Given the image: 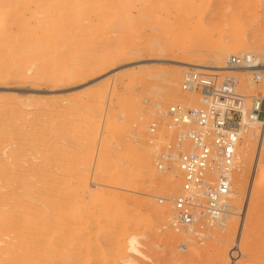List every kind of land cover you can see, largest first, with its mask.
Instances as JSON below:
<instances>
[{
  "label": "rangeland",
  "instance_id": "obj_1",
  "mask_svg": "<svg viewBox=\"0 0 264 264\" xmlns=\"http://www.w3.org/2000/svg\"><path fill=\"white\" fill-rule=\"evenodd\" d=\"M111 1L0 0V15L12 11L0 21V264H264V185L248 179L264 167L263 125L249 128L250 171H239L244 134L237 148L234 215L202 237L171 227V202L158 197L180 192L179 171L158 173L147 143L169 105L198 104L178 62H205L222 36L246 35L251 48L234 54L264 63L262 0ZM236 76L243 93L264 88Z\"/></svg>",
  "mask_w": 264,
  "mask_h": 264
},
{
  "label": "built area",
  "instance_id": "obj_2",
  "mask_svg": "<svg viewBox=\"0 0 264 264\" xmlns=\"http://www.w3.org/2000/svg\"><path fill=\"white\" fill-rule=\"evenodd\" d=\"M237 73L256 85L264 81V65L249 52L229 55L219 70L187 68L180 87L196 95L198 104L173 103L163 126L157 117L148 123L147 143L157 172L179 171L180 192L172 199L158 197L160 204L171 202L175 231L202 237L207 224L224 216L237 148L250 128L246 122L254 117L264 122V88L241 92ZM258 128L264 143V126ZM260 150L258 161H264Z\"/></svg>",
  "mask_w": 264,
  "mask_h": 264
},
{
  "label": "bare ground",
  "instance_id": "obj_3",
  "mask_svg": "<svg viewBox=\"0 0 264 264\" xmlns=\"http://www.w3.org/2000/svg\"><path fill=\"white\" fill-rule=\"evenodd\" d=\"M110 2H112L111 0H109ZM108 2V1H107ZM116 2V1H115ZM122 3H123V1H122ZM251 3V4H250ZM249 4H250V8H252L253 7V3L252 2H250ZM115 4V3H114ZM261 4L263 5V8H264V0H262L261 1ZM248 6V5H247ZM107 7V6H106ZM115 7H117V6H115ZM115 7H113V8H115ZM104 8V7H103ZM118 8V7H117ZM106 10V9H105ZM249 10V9H248ZM107 11V10H106ZM10 12H12V11H10ZM10 12H8L7 11V13H3V14H1L0 15V21L1 22H6V21H9V20H7L8 18H9V15L11 14ZM9 13V14H8ZM112 14H114V15H116L117 14V12H116V10L114 9V12L112 13ZM120 16V15H119ZM119 20V19H118ZM102 23V22H101ZM116 27V26H115ZM122 27V26H121ZM246 36V35H245ZM244 36V37H245ZM224 37H226V38H228L229 36H222V40L224 39ZM243 37V36H242ZM242 37H240L241 38V40H240V38L239 37H237V41H238V38H239V42H238V44H237V41H235V38H232V37H230L229 39H227V41H225L226 39H224L223 41L221 40V42H219V43H217L216 45H215V48H214V50H212L209 54H208V58L206 59L207 61H205V62H194V63H192V62H178L179 63V66L181 67V68H183L184 70H186L187 68H189V67H192V68H195V69H197V70H219V69H221L222 67H223V65L221 64L222 62H224L225 61V59L229 56V55H233L234 53H236V52H243L245 49H247V48H251L250 47V44L248 43V41L247 40H245V38L247 37H243L244 39H242ZM232 38V39H231ZM233 39H234V41H233ZM247 39V38H246ZM220 41V40H219ZM246 41H247V43L249 44H247L246 43ZM235 42V44H233ZM237 44V45H236ZM228 45V46H227ZM236 46V47H235ZM214 47V45L211 47V49ZM256 48L258 49V51L261 53V54H263L264 53V32H262V33H260L259 34V37L257 38V46H256ZM254 49H255V46H254ZM215 50H222V51H218V52H221V53H215ZM117 51H119V49H117L116 51H115V53L113 52L112 54L110 53L109 55H107L106 57H104L105 58V61H104V58L102 59L103 60V62H105V64L106 65H110L111 63H113L114 61H116V60H120L121 58L120 57H122L121 56V54H124V51L123 50H121L120 49V52H117ZM223 52H226V53H223ZM248 52L249 53H252L253 54V52L251 51V50H248ZM256 59L259 61V58H257L256 57ZM168 61H170V60H168ZM102 62V61H101ZM100 62V63H101ZM260 62V61H259ZM102 64V63H101ZM104 64V63H103ZM263 65H264V63H262ZM98 65H100L99 63H98ZM176 78H175V76H173L172 78H171V80H168V87L166 86V88H167V94L169 95H171L172 94V92L173 91H175V89H174V84H176ZM247 124H249V126H250V128H253L254 126H256V125H263L264 126V122H262L261 120H259V119H257V118H253V119H250V121H248V122H246ZM250 129L248 128L247 130H246V132L244 133V138H245V140L246 141H244L243 143H242V147H241V153H240V160H241V165L239 166V171H240V173H245L248 169V171H250V168H249V165H250V162L252 161V157H251V154H250V144H251V142L249 143V142H247V140H249L250 138H252L253 137V135L254 134H251L250 133ZM264 164V163H263ZM262 164V165H263ZM252 171V170H251ZM40 175H41V173H40ZM240 174H238V176H239ZM45 176V175H44ZM40 179V178H39ZM237 180H236V185L237 186H239V187H242V185H241V182H242V179H241V177L239 176L238 178H236ZM249 181H251V182H253V183H256V185H258V186H260V185H264V167H262V166H259L257 169H254L252 172H250V174H249ZM172 182V178H171V176L170 175H162V178H161V184L162 185H168L169 183H171ZM39 184V183H38ZM23 190H24V188H23ZM22 190V191H23ZM35 190V189H34ZM231 190L233 191V186L231 187ZM25 191V190H24ZM4 196V195H3ZM32 196H33V194H32ZM254 196V195H253ZM21 197V196H20ZM57 202H58V200H57ZM12 203V202H11ZM27 204V203H26ZM38 204V203H37ZM13 205V204H12ZM16 205V204H15ZM3 206V205H2ZM12 207V206H11ZM16 207H17V205H16ZM18 207H19V205H18ZM23 207V206H22ZM26 207H27V205H26ZM11 209V208H10ZM8 210V209H7ZM51 212L53 213V214H55V212L58 210L56 207H53V208H51ZM9 211V210H8ZM23 211H25V209H24V207H23ZM35 212V211H34ZM57 213H59V212H56V214ZM234 211H233V209H232V205H231V203H228V206H227V210H226V212H225V214H224V216L220 219V220H218L219 221V226L220 227H224V226H226V221H227V218L229 217V216H231V215H234ZM37 215V214H36ZM39 215V214H38ZM40 217V216H39ZM43 216H41L40 218H42ZM30 218V217H29ZM44 218V217H43ZM48 218V217H47ZM42 221V220H41ZM59 221V220H58ZM26 222V221H25ZM27 223H25V225H26ZM28 225V224H27ZM44 227V226H43ZM20 233H21V231H19ZM55 233H57L56 231H55ZM26 234V233H25ZM53 234H54V232H53ZM29 235V234H28ZM29 238H30V236H29ZM47 241V240H46ZM21 242V241H20ZM41 242V241H40ZM45 242V241H44ZM72 242V241H71ZM38 243H39V241H38ZM46 243V242H45ZM82 244V243H81ZM36 245V244H35ZM46 245H47V243H46ZM48 245H49V243H48ZM58 245V244H57ZM41 246H43V245H41ZM48 247V246H47ZM54 247V246H53ZM51 249H52V245H51ZM53 250V249H52ZM55 250H57L58 251V249H55ZM29 251V250H28ZM57 251H56V253H57ZM63 251V250H62ZM1 252V251H0ZM49 252V251H48ZM5 253V252H4ZM55 252H53V254H56ZM48 254V253H47ZM57 255H58V253H57ZM46 258V257H45ZM52 259H54V258H52ZM57 259V258H56ZM70 259V258H69ZM51 262H53V261H51Z\"/></svg>",
  "mask_w": 264,
  "mask_h": 264
}]
</instances>
